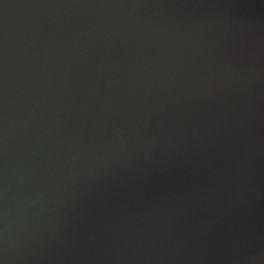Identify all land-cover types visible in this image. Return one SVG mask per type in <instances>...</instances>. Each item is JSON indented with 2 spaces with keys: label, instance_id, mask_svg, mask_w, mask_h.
<instances>
[{
  "label": "water",
  "instance_id": "1",
  "mask_svg": "<svg viewBox=\"0 0 264 264\" xmlns=\"http://www.w3.org/2000/svg\"><path fill=\"white\" fill-rule=\"evenodd\" d=\"M0 264H264V0H0Z\"/></svg>",
  "mask_w": 264,
  "mask_h": 264
}]
</instances>
